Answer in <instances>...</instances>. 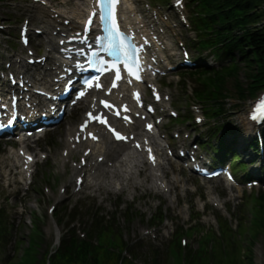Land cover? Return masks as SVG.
<instances>
[{
    "label": "snow or ice",
    "instance_id": "1",
    "mask_svg": "<svg viewBox=\"0 0 264 264\" xmlns=\"http://www.w3.org/2000/svg\"><path fill=\"white\" fill-rule=\"evenodd\" d=\"M120 3V0H94V7L93 11L91 12V17L87 21L86 28L87 30H91L93 19L97 18L99 21L100 30L103 33L107 34V47L105 51L112 57V60L109 61L100 57V68L98 69L100 72H109L114 71L115 74V81H119L121 79V68L120 65H123L124 69L129 73L130 76H135L136 79H140L138 73L140 70L139 62H138V53L139 50L132 44L131 40L125 36V33L121 31L117 15H116V6ZM27 42V41H25ZM95 55V53L93 54ZM96 80H99V77H96ZM113 81L112 87H116V82ZM131 83V80H129ZM93 85L90 83L89 87ZM96 87L100 88L103 87L99 83L95 85ZM111 89H109V92ZM83 95V93H81ZM137 101L139 102V94L136 93ZM159 99V96H157ZM105 107L111 108L112 105L104 102ZM124 110L127 111V106H124ZM151 110V109H149ZM119 115L120 113L117 111L116 113ZM89 117L93 120H97L102 124H105L109 127V129L114 133L117 139H126L123 137L116 129L111 128V125L108 124L106 115H99L93 116L92 113H89ZM257 116H253V119H257ZM125 119H128L125 117ZM84 128L87 125H83ZM151 125H148L149 130H151ZM89 135L93 139H97V137L89 133ZM79 139V137H77ZM151 153V149L148 150ZM87 155V153H85ZM30 159V158H29ZM154 160V157H153Z\"/></svg>",
    "mask_w": 264,
    "mask_h": 264
},
{
    "label": "trees",
    "instance_id": "2",
    "mask_svg": "<svg viewBox=\"0 0 264 264\" xmlns=\"http://www.w3.org/2000/svg\"><path fill=\"white\" fill-rule=\"evenodd\" d=\"M213 5V12H222L226 20H224L222 25H224V30L232 29V31L237 30L236 22L232 18L236 10H244V15L247 19V35H236V40L239 43L238 49L241 51V57L243 66L241 67L247 73V77H252V73H256L257 70L262 72L260 76L257 77L264 86V27H262V19L264 18V0H211ZM263 7V10L255 12L256 9ZM212 12V13H213ZM258 61L260 62L257 67ZM241 68H236L230 72V78L223 80L224 85L231 79H236L239 76ZM255 71V72H254ZM236 77V78H235ZM254 79H256L254 77ZM227 80V81H226ZM256 81V80H254ZM256 86L252 87L253 91H256ZM237 93L241 100H245L248 95L247 90H243V87L239 84L237 85ZM226 96V95H225ZM224 96V97H225Z\"/></svg>",
    "mask_w": 264,
    "mask_h": 264
},
{
    "label": "bare ground",
    "instance_id": "3",
    "mask_svg": "<svg viewBox=\"0 0 264 264\" xmlns=\"http://www.w3.org/2000/svg\"><path fill=\"white\" fill-rule=\"evenodd\" d=\"M86 5V4H84ZM38 9V11H35L32 15L34 17V19L38 22L40 21L41 23H45L47 25V27H50L51 25L54 24L53 21H51V17H50V14L46 11V8L44 7H36ZM75 16L76 17H82L83 16V9L80 8V7H77L76 8V13H75ZM55 24H58L57 22H55ZM78 26V23L77 21L76 22H73L72 24V27L73 28H77ZM53 42H54V37L53 35L51 34L49 37H48V44L51 45L53 47ZM49 61H51V65L49 66H44L41 70L43 72V75H44V85L46 87H50V80L51 79H54L55 77H58V76H54L53 73H52V69L54 67H59L61 62H56V61H53V59L51 57H49ZM78 130H72L69 134L70 135H75V133L77 132ZM108 137L107 139L104 138V143L105 145L107 146V153L109 154V157L114 160V161H118L120 160L121 164H118L116 165V170L117 171H120L122 173H126V174H129V175H136L138 173H141L143 170H144V166H143V163H141V165H136V166H132V163L130 161H127V157H131L132 153L127 151L126 149H123V148H117L115 147L114 145L110 144L108 142ZM80 148V147H78ZM127 175V176H129ZM152 176H155L154 173L152 174ZM135 179V177H134ZM136 180V179H135ZM155 183L156 180H154Z\"/></svg>",
    "mask_w": 264,
    "mask_h": 264
},
{
    "label": "rangeland",
    "instance_id": "4",
    "mask_svg": "<svg viewBox=\"0 0 264 264\" xmlns=\"http://www.w3.org/2000/svg\"><path fill=\"white\" fill-rule=\"evenodd\" d=\"M242 78L241 80L245 83V74L241 75ZM233 85L230 84V91L232 92ZM234 97H232L233 99ZM232 104H237V101L234 99L233 101H231ZM248 106V104L239 106V107H235L233 108V113L231 115V121H236L238 123H240L241 118L244 117V112H245V108ZM254 253H255V264H264V237H260L259 239H257L255 241V249H254Z\"/></svg>",
    "mask_w": 264,
    "mask_h": 264
}]
</instances>
